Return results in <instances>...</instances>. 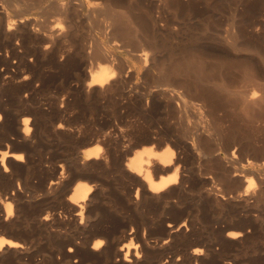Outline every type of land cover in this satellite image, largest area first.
<instances>
[{
	"label": "bare ground",
	"instance_id": "obj_1",
	"mask_svg": "<svg viewBox=\"0 0 264 264\" xmlns=\"http://www.w3.org/2000/svg\"><path fill=\"white\" fill-rule=\"evenodd\" d=\"M199 3L0 0V264H264V0Z\"/></svg>",
	"mask_w": 264,
	"mask_h": 264
},
{
	"label": "rangeland",
	"instance_id": "obj_2",
	"mask_svg": "<svg viewBox=\"0 0 264 264\" xmlns=\"http://www.w3.org/2000/svg\"><path fill=\"white\" fill-rule=\"evenodd\" d=\"M227 2H228V0H200V3L199 4H200V7H203L204 6L203 8H205L207 10H210V11L212 10L213 12H216V16L219 17L220 20H222L221 21V24L222 23L224 24V25H221V27H223V26H226L227 27L226 20H227L228 9H229V6H228L229 4ZM36 13H37L36 14L37 16H40V13L38 11ZM134 80L136 81V79H134ZM137 81H140V79H137ZM157 117H158V115L152 116V122H154L152 124L153 125H156V123H158V124L161 123L160 125L162 126V123H163L162 120L163 119L160 116L158 118ZM144 121H145L144 123L147 122V120H144Z\"/></svg>",
	"mask_w": 264,
	"mask_h": 264
}]
</instances>
